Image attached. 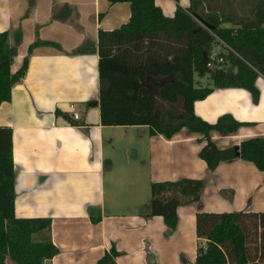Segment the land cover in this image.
<instances>
[{"label":"crops","instance_id":"0c3cea01","mask_svg":"<svg viewBox=\"0 0 264 264\" xmlns=\"http://www.w3.org/2000/svg\"><path fill=\"white\" fill-rule=\"evenodd\" d=\"M214 1L219 0H206L204 10L229 17L232 23H224L225 27H239L233 22L254 16L250 7L249 16L234 19L225 5L216 8ZM227 1L242 6L246 2ZM155 3L165 15H175L174 0ZM179 3L188 8L191 0ZM130 18L131 5L125 1L0 0V32H9L11 45L16 30L23 35L11 72L16 73L29 56L25 76L12 88L11 99L0 105V126L13 129L15 214L52 220L49 234L58 253L47 264H96L113 246L119 252L116 264H194L200 244L199 212H264V171L242 158L223 160L210 169L199 157L206 143L202 133L187 127L166 137L151 133L148 123L121 125L136 128L146 150L141 164L134 165L138 173H119L107 150L112 138L106 133L113 124L102 122L100 106H86L101 94L98 51H73L88 41L97 45L100 29H117ZM37 40L59 47L38 44L29 52ZM217 47L218 52L221 47ZM255 83L257 101L247 89L234 86L216 87L195 102L196 116L211 124L225 114L248 123L231 134L212 131L211 139L220 149L230 150L248 138H264V76L259 74ZM158 104L182 112V103L158 99ZM57 109L79 125L56 115ZM132 148L124 149L128 165H133L130 158L139 157ZM182 178L203 179L205 184L199 201L178 207V224L170 232L162 216H143L147 205L138 193L149 185L151 195L153 182ZM170 249L176 251L172 259Z\"/></svg>","mask_w":264,"mask_h":264},{"label":"trees","instance_id":"16d2710c","mask_svg":"<svg viewBox=\"0 0 264 264\" xmlns=\"http://www.w3.org/2000/svg\"><path fill=\"white\" fill-rule=\"evenodd\" d=\"M123 1L131 5L129 22L110 31L100 29L97 45L88 41L73 51L86 54L96 50L99 54L101 94L98 99H90L86 106H100L102 122L106 125L114 124L113 121L120 125L148 123L151 133L166 137L183 127L202 133L206 143L199 157L210 169L223 160L242 158L264 171L263 137L248 138L230 150L220 149L211 139L212 131L231 134L247 122L225 114L211 124L194 112L195 102L207 97L216 87L245 88L257 101L259 90L255 80L259 74L264 76V0L251 1L256 19L243 17L233 22L239 27H225L224 23H232L229 17L217 11H205L206 0H191L188 8L182 7L180 0H174L177 8L171 17L163 13L155 0H110L111 3ZM14 35L15 42L11 45L9 32H0V105L11 99L12 88L25 76L29 65L27 56L17 72H11L23 39L21 30H16ZM38 44L59 47L52 41L37 40L29 52ZM209 44L221 47L214 59L222 58L221 63L231 65V70L208 66L212 59L203 47ZM197 71L208 73L212 85L205 87L197 82ZM158 99L182 103V112L179 115L173 107L159 108ZM56 115L79 125L59 109ZM13 145V129L0 126V264H47L58 253L49 234L52 220L19 218L15 214ZM204 184L203 179L193 178L153 182L152 197L143 216H162L173 232L178 224V207L199 201ZM247 220H255L262 229L264 246V212H199L196 230L200 244L194 264H264L263 252L259 259H251ZM118 255L113 246L96 264H116Z\"/></svg>","mask_w":264,"mask_h":264},{"label":"rangeland","instance_id":"374dc122","mask_svg":"<svg viewBox=\"0 0 264 264\" xmlns=\"http://www.w3.org/2000/svg\"><path fill=\"white\" fill-rule=\"evenodd\" d=\"M251 1L252 0H246V2L244 1L245 2L244 6H242L241 4L238 5V3H234V2H232L230 4V3H228L227 0H219L217 2L214 1L213 6H215L217 8V7H220V5L221 6L225 5L224 10L228 11L231 16L234 15L233 17H235V16L238 17L241 14H245V15L249 16L250 15L249 14L250 7H252ZM209 6H210V4L207 3L206 9ZM237 17H235L234 19H237ZM251 18H254V16H251ZM203 48L205 50L206 55L212 59V62H211L212 67L217 65L220 67H226L228 70H231V65H225L224 66L221 62H219L218 59H214V56L217 52V49H220L217 47L216 44L215 45L209 44V45L204 46ZM240 57L245 59L244 55L240 56ZM195 80L197 82L199 81L200 84L205 86V87L212 85V84H210V80L208 78V73L203 72V71L195 72ZM81 112H82V110H81ZM113 122H114L113 126H109L108 130H107L108 133H106V135H108L107 137L112 138V142L109 144V147H107L108 148L107 150L110 152V155H112L113 160L115 161L116 167L118 166V169L120 171L119 173H121V172L125 173V172L132 171V170H133V173H138L139 169L134 168V165L135 164H141V161H142L141 159L145 155V150H146L145 141L139 140V138L136 135V128L129 127L127 130L124 126H121L120 123H117V121H113ZM127 146H132L133 147L132 149H137L139 151V157L138 158H136V159L130 158V161L133 165H128L127 164L128 159H125L124 149ZM138 166H140V165H138ZM140 168H142V167L140 166ZM138 195H139L138 199H140V200L145 197L144 202H142V203H144L145 205H148V202L150 201V198H151L150 186L146 185L145 190L143 192H142V190H140ZM131 197L133 198L134 196H131ZM145 209H146V206H143V210H145ZM246 224L249 228V244H248V247H249L250 256H251V259L257 260L260 258L262 252L264 254V246H263V242H262L263 239L261 237L262 229L256 225L257 222L255 220H247ZM166 235H169V234L167 233ZM171 252H172V254H171L172 256H170V259H172L173 255H174V253H176V251H173V249H170V253Z\"/></svg>","mask_w":264,"mask_h":264},{"label":"built area","instance_id":"2783aa9c","mask_svg":"<svg viewBox=\"0 0 264 264\" xmlns=\"http://www.w3.org/2000/svg\"><path fill=\"white\" fill-rule=\"evenodd\" d=\"M218 60H219V62H222V61H223L222 58H219ZM211 65H212L211 62L208 63V66L212 67ZM73 107H74V106H73ZM74 117H75V118H79V114H78L77 112H75V113H74Z\"/></svg>","mask_w":264,"mask_h":264},{"label":"water","instance_id":"95a60500","mask_svg":"<svg viewBox=\"0 0 264 264\" xmlns=\"http://www.w3.org/2000/svg\"><path fill=\"white\" fill-rule=\"evenodd\" d=\"M197 18H199V20H201V21H202V19H201L199 16H197Z\"/></svg>","mask_w":264,"mask_h":264}]
</instances>
